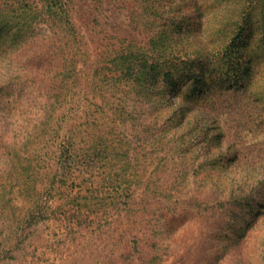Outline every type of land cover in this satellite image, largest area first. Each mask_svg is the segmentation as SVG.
Here are the masks:
<instances>
[{
    "label": "rangeland",
    "instance_id": "374dc122",
    "mask_svg": "<svg viewBox=\"0 0 264 264\" xmlns=\"http://www.w3.org/2000/svg\"><path fill=\"white\" fill-rule=\"evenodd\" d=\"M71 3L0 6V264H264V0Z\"/></svg>",
    "mask_w": 264,
    "mask_h": 264
},
{
    "label": "trees",
    "instance_id": "16d2710c",
    "mask_svg": "<svg viewBox=\"0 0 264 264\" xmlns=\"http://www.w3.org/2000/svg\"><path fill=\"white\" fill-rule=\"evenodd\" d=\"M5 4L0 5L3 10H6L9 14L15 15V18L22 19V20H28V21H34L39 19L42 24L47 23L49 24L48 27L49 30L55 29L54 32H52V35H59L60 32L69 31L73 26L72 24V3L71 0H5ZM27 22V21H26ZM32 25H26L27 28H31ZM62 29V31L60 30ZM64 29V30H63ZM120 47L124 48H118L113 50V54L115 56L114 58V77H116L115 81H111L109 83L110 87H112L114 90H119L122 84L124 85V82L127 79L135 78L138 71L144 72L148 68V63L141 64V67H137L136 62H134V59L138 58V62L140 63L141 57L139 55H135L132 59V53L133 51L127 50L121 42L119 44ZM75 57L74 53H69L68 57L66 58L67 62L70 63L73 62V64L69 65L71 67V70L74 71V74H77V64L78 60H72V58ZM142 62V61H141ZM75 64V65H74ZM138 70V71H137ZM79 71V70H78ZM156 72L157 69H154ZM76 72V73H75ZM80 75V74H78ZM76 75L75 79H73L71 82H76ZM99 83L100 81H93ZM69 84V81L66 80L64 82L63 86H66ZM102 84V85H100ZM96 85V83H95ZM77 86V85H76ZM98 90L103 91L100 86H105L103 82H100L97 84ZM205 90L199 89V91L196 94V100L204 96ZM253 188V187H252ZM252 190V189H251ZM247 198L241 197V200ZM262 202L260 203V208H264V198L261 199ZM249 202V201H248ZM257 212H260L259 210ZM257 216V214H256ZM253 221V220H252ZM252 221L248 222L247 227H251ZM264 252V251H263ZM232 264H241L240 260L233 259L231 260Z\"/></svg>",
    "mask_w": 264,
    "mask_h": 264
}]
</instances>
